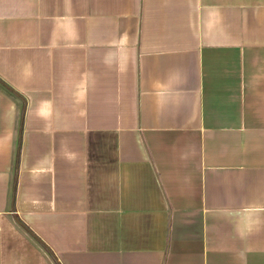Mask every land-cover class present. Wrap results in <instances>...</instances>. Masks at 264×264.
I'll return each instance as SVG.
<instances>
[{"label":"crops","instance_id":"crops-1","mask_svg":"<svg viewBox=\"0 0 264 264\" xmlns=\"http://www.w3.org/2000/svg\"><path fill=\"white\" fill-rule=\"evenodd\" d=\"M56 262L264 264V0H0V264Z\"/></svg>","mask_w":264,"mask_h":264},{"label":"trees","instance_id":"trees-1","mask_svg":"<svg viewBox=\"0 0 264 264\" xmlns=\"http://www.w3.org/2000/svg\"><path fill=\"white\" fill-rule=\"evenodd\" d=\"M42 244V243H41ZM43 245V247H46L44 244H42ZM47 251H49L48 249H47ZM56 264H58L57 262H56Z\"/></svg>","mask_w":264,"mask_h":264}]
</instances>
